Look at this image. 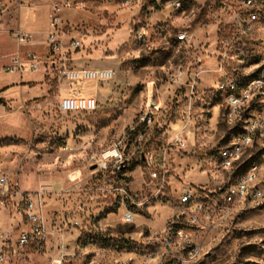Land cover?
Segmentation results:
<instances>
[{"label":"rangeland","instance_id":"374dc122","mask_svg":"<svg viewBox=\"0 0 264 264\" xmlns=\"http://www.w3.org/2000/svg\"><path fill=\"white\" fill-rule=\"evenodd\" d=\"M172 1L7 0L0 30L28 32L47 63L23 75L0 72V175L36 198L45 228L6 264H264V214L231 207L220 192L236 169L223 170L218 153L240 121L228 119L216 71L225 40L228 66L241 65L240 53L249 57L242 66L264 58V11L236 37L220 8L234 0H178V9ZM52 17L65 42L79 41L76 51L53 56L40 45ZM70 69L112 75L70 81ZM63 83L96 109L60 110ZM146 112L152 122L140 125ZM114 146L119 170L101 169V153ZM185 191L189 204L180 201ZM24 228L20 211L0 207L8 242ZM178 230L196 256L177 240L164 250Z\"/></svg>","mask_w":264,"mask_h":264},{"label":"built area","instance_id":"2783aa9c","mask_svg":"<svg viewBox=\"0 0 264 264\" xmlns=\"http://www.w3.org/2000/svg\"><path fill=\"white\" fill-rule=\"evenodd\" d=\"M7 0H0V13L6 9ZM175 9L180 8L178 0L172 1ZM220 8L230 13L231 23L235 28V35L246 36L252 31L254 24L259 20L260 13L264 11V0H234V2H222ZM60 21L52 17L49 21V30L43 44L54 56L64 50L76 51L80 43L75 38H69L66 42L64 34L59 28ZM20 48L9 58L8 64L1 67L5 73L23 75L41 70L46 66V60L37 52L21 47L33 44L31 35L25 30L19 29L15 32ZM235 38V37H234ZM179 41H185V33L177 35ZM228 40L224 41V51L220 54V62L216 66L219 74L218 91L222 93L228 107V119L239 120L240 125L233 133L229 143L221 148L218 153L219 164L223 170L236 169L234 183L227 184L222 189L221 196L225 204L239 210H254L264 214V58L258 60L256 66H242L249 57L239 54L240 66H228L226 64ZM239 50V49H238ZM54 64V61H50ZM63 66V65H61ZM83 72H87L86 75ZM99 77H110V72H100ZM70 79L79 78L80 74L85 78L96 76L92 71L63 70ZM97 102L93 98L67 97L61 99L60 110L71 111H93ZM151 113L146 112L140 117V125H150ZM174 143L180 147L185 146V139L177 137ZM250 150H255L251 157H246ZM122 159L117 146L104 151L100 155L101 169L106 170L113 163V168L119 170L116 164ZM109 163V164H108ZM192 192L185 191L181 195L182 204H189L192 200ZM0 207H13L22 213L25 228L22 229L16 239L10 242L7 236L0 233V264H6L10 257L18 253V249L32 245L44 237V219L36 198L27 192H22L17 185L10 183L5 175H0ZM200 206L194 210L189 218L192 225L198 223ZM129 221V216H127ZM191 243V237L182 231L168 234L162 241L165 251H171L176 244ZM8 245V249L3 248ZM190 256H196L199 249L189 245Z\"/></svg>","mask_w":264,"mask_h":264},{"label":"crops","instance_id":"0c3cea01","mask_svg":"<svg viewBox=\"0 0 264 264\" xmlns=\"http://www.w3.org/2000/svg\"><path fill=\"white\" fill-rule=\"evenodd\" d=\"M46 35H47V33H46ZM45 39H46V37H45ZM44 40L39 41L40 45H44L43 44ZM32 41H33L32 45L21 47L22 50H26V49L33 50L35 52H38L42 58H45V54H44L45 50H40V51L34 50L32 47L37 45L36 44L37 41H35L33 39H32ZM18 48H20V46L18 45L17 38L15 36V32H9L6 29H1L0 30V72H2L1 67L8 64L10 56L12 54H14L18 50ZM63 61H65V62L63 63ZM59 62H60V65H65V63H68L66 58H63ZM78 93L79 92L74 93V92H72L71 88L68 89L67 87H65V83H63L60 87V94H61L62 99L67 98V97H74V98L83 97Z\"/></svg>","mask_w":264,"mask_h":264},{"label":"bare ground","instance_id":"6f19581e","mask_svg":"<svg viewBox=\"0 0 264 264\" xmlns=\"http://www.w3.org/2000/svg\"><path fill=\"white\" fill-rule=\"evenodd\" d=\"M95 72H97L98 73V75H103V73H100V71L99 70H96ZM85 75H86V73L87 72H83ZM73 80H78L79 82H80V80L77 78V79H71L70 81H73ZM83 82H84V80H83ZM98 82V81H97ZM80 98H84V97H80Z\"/></svg>","mask_w":264,"mask_h":264},{"label":"water","instance_id":"95a60500","mask_svg":"<svg viewBox=\"0 0 264 264\" xmlns=\"http://www.w3.org/2000/svg\"><path fill=\"white\" fill-rule=\"evenodd\" d=\"M149 104H150V105H153V100H152V98H151Z\"/></svg>","mask_w":264,"mask_h":264}]
</instances>
